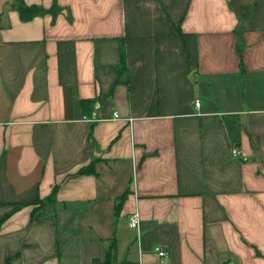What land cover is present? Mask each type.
Wrapping results in <instances>:
<instances>
[{
    "label": "crops",
    "instance_id": "1",
    "mask_svg": "<svg viewBox=\"0 0 264 264\" xmlns=\"http://www.w3.org/2000/svg\"><path fill=\"white\" fill-rule=\"evenodd\" d=\"M23 2L59 12L0 16V264H264V0Z\"/></svg>",
    "mask_w": 264,
    "mask_h": 264
},
{
    "label": "trees",
    "instance_id": "2",
    "mask_svg": "<svg viewBox=\"0 0 264 264\" xmlns=\"http://www.w3.org/2000/svg\"><path fill=\"white\" fill-rule=\"evenodd\" d=\"M13 8H16L17 11H19V15H20V19L24 22H29L30 20H32L35 16L42 14L44 12H50L53 14L54 19L56 18L58 12H59V7H57L56 5L53 6L50 9H42L41 7L37 6V5H30L27 6L23 0H15V2L12 5ZM120 60H119V64H118V69H117V80L116 83L114 84V86L112 87V89L110 90V94H113L114 90L116 89V87L122 82L121 81V76H123L124 74H126L127 70H128V66H127V51H125V42L122 41L121 42V46H120ZM101 99L100 96H96L94 98H91L89 100H82V107L85 109V106H90L92 103H95L97 101H99ZM95 172V169L93 166H87V167H83L80 169L79 173L80 174H93ZM58 190V186L54 187L50 196L39 200L37 202V205H35V208L32 211V219L33 220H39V219H43L46 215H45V208L47 206L46 203H50L52 201H54L55 197H56V193ZM115 240L113 239V243L111 245L110 248V253L114 254L115 250H116V242H114ZM93 264H108V260L105 262H102L99 259H95L93 261Z\"/></svg>",
    "mask_w": 264,
    "mask_h": 264
},
{
    "label": "built area",
    "instance_id": "3",
    "mask_svg": "<svg viewBox=\"0 0 264 264\" xmlns=\"http://www.w3.org/2000/svg\"><path fill=\"white\" fill-rule=\"evenodd\" d=\"M195 105L199 107L200 106V101L196 100ZM115 117H118V113L117 112H115ZM85 119H87V118L85 117ZM139 218H140L139 213L138 214L137 213L134 214L131 217V219H130V226L131 227H135V228H139V220H140ZM156 251L158 252V255L163 257V261H166L168 259V256H169L168 253L165 250H163L161 247H159V246L156 247ZM228 264H236V263L231 261Z\"/></svg>",
    "mask_w": 264,
    "mask_h": 264
},
{
    "label": "water",
    "instance_id": "4",
    "mask_svg": "<svg viewBox=\"0 0 264 264\" xmlns=\"http://www.w3.org/2000/svg\"><path fill=\"white\" fill-rule=\"evenodd\" d=\"M13 3V0H0V16L2 15V13L4 12L3 9H4V6L6 4H12Z\"/></svg>",
    "mask_w": 264,
    "mask_h": 264
}]
</instances>
